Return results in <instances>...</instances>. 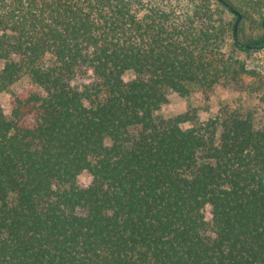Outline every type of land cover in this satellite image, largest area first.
Segmentation results:
<instances>
[{
	"label": "trees",
	"instance_id": "1",
	"mask_svg": "<svg viewBox=\"0 0 264 264\" xmlns=\"http://www.w3.org/2000/svg\"><path fill=\"white\" fill-rule=\"evenodd\" d=\"M241 3L0 0V264H264V95L161 116L251 73Z\"/></svg>",
	"mask_w": 264,
	"mask_h": 264
},
{
	"label": "rangeland",
	"instance_id": "2",
	"mask_svg": "<svg viewBox=\"0 0 264 264\" xmlns=\"http://www.w3.org/2000/svg\"><path fill=\"white\" fill-rule=\"evenodd\" d=\"M237 4L241 5V2H248L252 0H234ZM264 5V0H259ZM254 17H257L254 15ZM233 17H230V19ZM236 29L239 31V42L245 43L256 39L262 32L255 28V22L247 19L236 23ZM228 43L226 52H229ZM243 60L246 59L244 55L240 56ZM247 68L251 72L249 75H242L239 81L235 84H229L219 86L209 94L208 98L202 96L181 98L176 94H169V103L161 111V116L164 118H171L179 114H185L192 110L197 111L198 119H207L215 114L217 108L229 102L230 100H243L244 106L247 109H254L259 105V97L264 95V49L259 52H253L251 57L246 60ZM125 80L132 78L131 74L125 75ZM0 107L4 112L9 115L10 113V95L8 93L0 94ZM261 120V117L258 116ZM90 179L87 175L83 174L79 183L83 186L89 183Z\"/></svg>",
	"mask_w": 264,
	"mask_h": 264
}]
</instances>
